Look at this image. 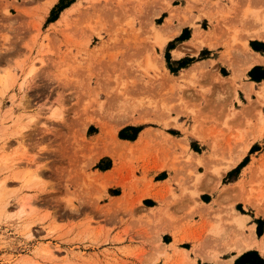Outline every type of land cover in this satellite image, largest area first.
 I'll list each match as a JSON object with an SVG mask.
<instances>
[{
    "label": "rangeland",
    "instance_id": "rangeland-1",
    "mask_svg": "<svg viewBox=\"0 0 264 264\" xmlns=\"http://www.w3.org/2000/svg\"><path fill=\"white\" fill-rule=\"evenodd\" d=\"M58 1L0 0V264H210L198 258V250L214 248L224 236L233 204L255 230L257 219L262 220L261 235L255 231L261 237L264 93L258 95V89L245 95L240 85L248 78H235L236 84H231L210 69L194 72L179 85L172 83L175 77L165 78L154 64L160 56L153 31L166 15L176 13L173 25L184 17L208 14L213 22L200 20V33L216 24L213 36L242 66L240 39L254 22L264 24V0H75L71 12L64 13L66 7L49 22ZM164 6L169 12L153 18ZM184 29L190 37L191 28ZM166 51L167 45L162 56L168 68ZM167 53L173 67L179 60L188 67L210 57L206 49L176 61L170 49ZM221 64H215L217 72L227 76L230 72ZM262 72L259 67L253 75ZM142 115L147 123L135 127L151 125L175 138L186 135L192 151L209 152L201 157L208 163L185 160L183 147L168 149L158 133H151L138 151L119 153L115 131L119 128L118 135ZM154 116L161 120L148 121ZM166 119L171 125L164 126ZM258 131L261 136L254 139ZM249 139L256 141V150L247 152L248 162L261 157L255 173L234 186L230 183L241 169L219 181L215 170L223 163L217 162H225ZM104 152L119 157L113 180L124 184L138 168L143 170L142 184L156 164L174 163L177 181L169 192L163 190L165 211L159 218L137 210L139 194H123L121 199L118 188L105 190L107 183H99L95 165L111 163L108 155L98 158ZM123 170L127 176L117 180ZM246 195L258 202L260 213L250 205L235 204ZM214 200L212 210L209 202ZM171 235L193 237L192 243L180 246H193L198 259L193 260L190 251L189 257L185 251L181 254L175 242L165 245ZM216 248L220 260H227L222 258L230 252L236 255Z\"/></svg>",
    "mask_w": 264,
    "mask_h": 264
},
{
    "label": "crops",
    "instance_id": "crops-1",
    "mask_svg": "<svg viewBox=\"0 0 264 264\" xmlns=\"http://www.w3.org/2000/svg\"><path fill=\"white\" fill-rule=\"evenodd\" d=\"M170 4H171V6H173L171 1H170ZM166 11L169 12L167 7L158 10V12L156 13V15L153 18L160 17L162 15V13L163 12L166 13ZM174 15H176V13H174L172 16L166 15L165 17H163L164 21L160 25L156 24V22H155V24L157 26L154 25V31H153L154 38H155L153 43H154V45L157 46L156 47V54L160 56L159 60L162 61V65L167 72V74L164 76L165 78L171 79V77H175L176 75H173L168 70V68L166 67L162 53L165 50L167 43L175 40V38H177L181 34L183 27L188 26L189 28H191L190 37H188L187 39L178 41L176 43L175 47L170 49L172 59H174L176 61V60H179V59L185 57L188 54L189 55H196V54L200 53V51L203 49H206L207 51L210 52V57H207L206 59L197 60L196 62L191 63L190 66L181 68L180 71L178 72V74L182 73V72L189 71L192 68L196 69L194 72L199 71V70H203V69L204 70L210 69V70L214 71L215 74H218L222 78H229L228 82L231 84H233V83L236 84L235 78L238 79V78H242L244 76L245 78H248V81L247 82L242 81V83H244V84L240 85V87L241 86L242 87H241V89L239 87V89L245 95L247 93L252 94L251 93L252 90L256 91L258 89L259 90L257 91V94L258 95L263 94L262 92H259V91H261V87H262V85H264V79H262L260 81H254L250 78L248 72L255 66H260L261 69L264 71V55H262L261 51L254 50L250 46V41H257V42L264 43V39L250 37V35H249L250 31H248L247 36L245 34V38L240 39V41L242 42L241 43L242 49H237V50L240 52V54L243 57V60H242L243 65L238 66L234 62V59H232V56H231L228 48L224 50V48L222 46H220V43L217 41L216 37L213 36L216 32V29H217L216 24L212 23V28H209L207 30L201 29L202 31H204V33L203 34L200 33V31L198 29V24H199L200 20L206 18L209 20V22H211V21L213 22V20H211V17L208 14L207 15H200L199 17L197 16L195 18L184 17V18H182V20H180V22L173 23V25H172V20H173L172 17ZM186 23H189L191 26L187 25ZM156 29H157V31H156ZM160 39H161V45H158L157 42ZM188 52H190V53H188ZM214 53H216L215 56H214ZM219 62L222 63L221 65H225L228 68L230 73L227 76H222L217 72V68L215 67V64L216 63L218 64ZM165 70H163L160 67V71H162L163 73L165 72ZM190 75H192V74H190ZM236 82L238 83V80ZM255 84H258L257 89L254 87ZM178 113H181V112H178ZM160 120L161 119H159L158 121H160ZM136 121H138V122H136ZM142 121H146V119H142V117L136 118V119H134L133 122L131 121L130 123L125 124V125L137 126L139 124L147 123V122H142ZM148 121H154V120L150 119ZM165 121L168 122L169 124L165 125ZM162 122H163L164 126L171 125V122L167 121V119L163 120ZM100 127L103 130L104 127L103 126H100ZM117 130L115 131V136H116L115 137V143H117L119 153L122 150H125L128 153H133V152L138 151L148 141V138H149L151 133H158L161 137L160 138L161 141L165 143V145L168 149L173 148L174 145H178L181 148L183 147L184 151L187 153L185 160L187 159V161L196 162L197 165H204V164L208 163V159L204 160V158H201V157H205L206 156L205 154H208L209 152L206 153L204 151L200 154V153H196V152L192 151L190 149V146L188 143L189 137L186 135L183 137L180 136V137L175 138L170 133L166 132L164 129H156V127L151 126V125H141L140 130L138 131V133L136 135V138L134 140H129V139L119 138L117 133H116ZM194 132H188V133L190 135H193L196 138L200 139L201 141H206V139L204 137L199 136V135L198 136L194 135L193 134ZM254 139H256V138L254 137ZM255 142L256 141L249 139L247 143H244L238 149L236 148V150L233 152V154L229 155V157L227 159H225V162H222L223 159H221L219 162H217L219 164L223 163L218 168V170H219V169H221V167H223L225 164L228 163V159H234L232 167L226 169L225 171H222L220 177L217 174L218 170H215V173L217 174L219 181L224 176V174L230 172L239 164V162L244 158V156L247 154V152L249 151V149L251 148V146ZM205 146L208 149H210L209 146H207L206 144H205ZM105 155H108L109 157H111L110 167L108 169H105V170H100L97 168H95V170H94V171L98 172V174H97L98 176L96 178H97V180L101 181L99 183L103 184V185H105V183H107V185L105 186L107 188H105V190L106 189L108 190L109 188H118L120 191L118 196H120L119 198H121V199L124 197L123 194H125L127 196L128 193H131L132 198H136L137 195L139 194V196L137 197V200L139 199V202L137 203L138 204L137 210L140 213H144V212L147 213V211H148V214L154 213L155 214L154 218H159L161 216V214H163V212L165 211V208L162 207V205H164V203L162 202L163 190L169 192L170 189H173V187H174L173 183L177 181L176 176H175L177 169H175L174 163H172V162L171 163L161 162V163L156 164L154 167H152L151 170L147 171V174L145 176L146 182H142V184L139 183V180L142 178L143 170L138 168V170L135 171V173H134V178L130 182L124 184V182H115L113 180V178L116 176L115 173L119 169V164H120L119 163V157L111 156V155L107 154L106 152H104L98 158H101ZM260 158L261 157H252L250 159V161L241 168L238 178L235 179L234 181H232L230 183V185L234 186L236 184L243 182V180L245 179V177L247 175L252 176L255 173L254 171L256 170V166L258 165L259 161L261 160ZM101 163H102V161H101ZM252 164H253V166H251ZM105 165H107V163ZM250 166H251L252 170L245 172L249 169ZM199 167H201V166H199ZM197 172L199 174H203V172H201V171H197ZM126 176H127V171L123 170L120 172L119 178H117V180L125 178ZM146 184H149L148 190H145ZM202 192H204V191H202ZM247 196L248 195L241 196V197L237 198L238 199L237 201L235 199L234 200L235 204L240 202L243 204L244 207H247L249 205H250L249 207H251L252 205L249 203L250 198H246ZM243 200H244V203H243ZM251 202H253V201H251ZM209 203L211 204L209 207L212 210H214L215 209L214 205L217 203V201L214 200L212 202L210 201ZM205 204H208V203H205ZM255 204H257V203H255ZM230 206H232V205H230ZM233 206H234V204H233ZM257 207L259 208V206H257ZM253 225H254V223H253ZM254 233H255V227H254ZM162 235H163V233L160 234V240H162ZM171 236L172 237H171L170 241L168 243L164 242V244L169 246L175 242L177 244V249L179 251H181V254H183V252L185 251V252H187L188 257H189V251L192 252L194 254L193 260H197L198 258H200L201 261L203 260V262L205 261V262L210 263V264H212V263L216 264V263L210 261L209 259H216L218 261L230 260L231 264H233V260L236 257H238L239 255H241V254H243L249 250H255V251L257 250L258 254L262 258H264V256L261 254V252L257 248H251V249H248V250L242 252L239 255L237 253H236V255H233L234 253L230 252V257H228V258H231V259L222 258V259H227V260H220L217 256V253H219L220 251L217 250L218 248H216V247L222 246V247H225V249H228V250L230 249L232 251H235L233 246L236 243V238L232 235L231 230L227 234H224V236H221L220 240L215 241L214 248H211V247H208V248L204 247L203 248V247H201L198 250V254H197L198 258L196 257V255L193 251V249H194L193 246H192V248L190 247L189 249H183L180 246V243L191 242L192 239H194L193 237L185 240L186 237L177 238L174 235H171ZM125 243L129 244V245H137L134 243H129L128 240H126Z\"/></svg>",
    "mask_w": 264,
    "mask_h": 264
},
{
    "label": "bare ground",
    "instance_id": "bare-ground-1",
    "mask_svg": "<svg viewBox=\"0 0 264 264\" xmlns=\"http://www.w3.org/2000/svg\"><path fill=\"white\" fill-rule=\"evenodd\" d=\"M79 1L77 0V1H75V3L77 4V3H79ZM74 5H71V6L67 7L65 9L64 13L67 14L68 12H71L73 10V8H74ZM255 14H257V13H255ZM257 16L255 15L253 20H255V21L258 20L259 18H257ZM249 35H250V37L264 39V24H261V23L257 24L256 22H254V25H253L252 29L249 32ZM157 44L161 45V39L157 42ZM156 58H155V60H157V63L156 62L154 63L155 66L157 68H159V69L161 67L163 70H165L163 65H162V61L159 60V57L157 59ZM195 70H196L195 68H192L189 71L179 73L178 75L175 76L173 83L174 84L176 83V84L179 85V84H181V81L188 80L190 78V76H191L190 74L193 75ZM163 74H165V75L167 74L166 70H165V72ZM259 92L264 93V85H262L261 91H259ZM128 117H131V116H128ZM120 119H124V118H120ZM125 119H128V118H125ZM142 119H145L144 116L142 117ZM150 119H153L154 121H158L159 120L155 116L152 117V118H149V120ZM168 124L169 123L165 121V125H168ZM261 128L264 131V116L261 118ZM259 131H262V130H259ZM259 131H258V133H256L257 135L254 136L256 139H258L259 136H261L259 134ZM263 131H262V133H263ZM193 134L198 136L195 133H193ZM233 162H234V159H228V163L225 164L223 167H221V169H219L220 171L219 170L217 171V174L219 175V177H220L222 171H225L226 169L232 167ZM25 181L27 182L28 179L25 178ZM249 203L252 205L253 208H255L257 210V212L260 213L259 208L256 206V205H259L258 202H257V204H255L254 202H251L249 200ZM228 214H229V217H230V221L228 220L230 224H228V226L225 229V231H223V235L227 234L230 230L232 231V235L236 238V243L233 246V248L236 251V253L239 255V254H241L242 252H244V251H246L248 249L257 248L261 252V254L264 256V232H263L261 237H257L255 235V233H254V226L253 225L248 226L246 224V221L248 219L247 216H245L243 214H240L234 208L233 205L229 207ZM209 260L212 261V262H215L216 264H231L230 260H227V261H218L216 259H209Z\"/></svg>",
    "mask_w": 264,
    "mask_h": 264
},
{
    "label": "trees",
    "instance_id": "trees-1",
    "mask_svg": "<svg viewBox=\"0 0 264 264\" xmlns=\"http://www.w3.org/2000/svg\"><path fill=\"white\" fill-rule=\"evenodd\" d=\"M74 1L75 0H68V1L59 0L58 3L51 9L50 17H49L48 21L49 22L54 21L57 18L58 14L64 8L68 7ZM187 38L188 37L186 35V29H184L182 31V33L175 40H184ZM172 44H173L172 41L168 42V44H167V51L165 53V59H166L167 66H168V69L170 70V72L175 73L180 68L186 67L187 62H184L183 60H179V61L175 62V64H177L176 67L171 66L172 63L170 61V57H169L167 52L169 49H171L173 47ZM250 46L254 50H258V51H261L264 53V43L257 42V41H250ZM257 46H262L263 48L258 49ZM259 67L260 66H255L248 72L250 78L254 81H260V80L264 79V71L259 76L253 75L254 70L259 68ZM139 130H140V127L126 126L119 131L118 137L122 138V139L134 140L136 138V135H137ZM125 131H131V133L130 134H124ZM255 147H256V144H253L249 150V153H252L254 150H256ZM247 162H248V156H245L242 159V161L233 170H240L244 165H246ZM95 167L99 168L100 170L108 169L110 167V161L107 160V165H105V166H101L100 163H97L95 165ZM256 222H257V227H256L255 231H256V234L258 236H260L261 235L262 220L257 219ZM234 264H264V259L262 257H260L256 251L249 250V251L241 254L239 257H237L234 261Z\"/></svg>",
    "mask_w": 264,
    "mask_h": 264
}]
</instances>
